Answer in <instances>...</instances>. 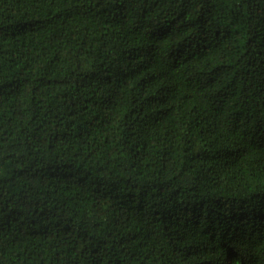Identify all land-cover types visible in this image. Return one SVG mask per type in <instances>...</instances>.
<instances>
[{
  "label": "trees",
  "instance_id": "16d2710c",
  "mask_svg": "<svg viewBox=\"0 0 264 264\" xmlns=\"http://www.w3.org/2000/svg\"><path fill=\"white\" fill-rule=\"evenodd\" d=\"M0 264H264V0H0Z\"/></svg>",
  "mask_w": 264,
  "mask_h": 264
}]
</instances>
